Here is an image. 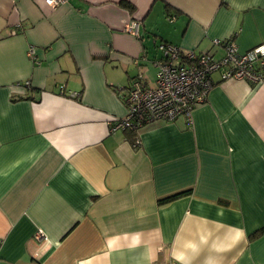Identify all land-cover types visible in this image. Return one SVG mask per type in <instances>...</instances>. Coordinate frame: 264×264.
<instances>
[{
	"label": "crops",
	"instance_id": "1",
	"mask_svg": "<svg viewBox=\"0 0 264 264\" xmlns=\"http://www.w3.org/2000/svg\"><path fill=\"white\" fill-rule=\"evenodd\" d=\"M216 39L264 44V0H0V264H264V82L110 129L159 43Z\"/></svg>",
	"mask_w": 264,
	"mask_h": 264
},
{
	"label": "built area",
	"instance_id": "2",
	"mask_svg": "<svg viewBox=\"0 0 264 264\" xmlns=\"http://www.w3.org/2000/svg\"><path fill=\"white\" fill-rule=\"evenodd\" d=\"M68 0H45L49 6L65 4ZM170 21L173 17L169 18ZM139 22L131 20L124 30L139 35ZM221 47V53L204 51H183L168 42L158 44L161 56L154 61L156 76L153 86L145 85L140 78H133L123 99L126 114L112 123L111 130L140 129L156 121H173L178 117L189 120L191 112L204 103L209 90L214 85L212 76L219 80H245L252 85L264 82V44L254 46L244 52L239 51L232 39L214 40ZM34 48H28L33 57ZM19 85V84H18ZM29 86V82H23ZM78 97L77 92L70 93ZM138 143V141H136ZM41 236V232L37 233Z\"/></svg>",
	"mask_w": 264,
	"mask_h": 264
},
{
	"label": "rangeland",
	"instance_id": "3",
	"mask_svg": "<svg viewBox=\"0 0 264 264\" xmlns=\"http://www.w3.org/2000/svg\"><path fill=\"white\" fill-rule=\"evenodd\" d=\"M143 73H144L145 75H147V77H148V79H149L148 82L151 83L152 79H153L154 76H155V71H154V69L152 68V66H150L149 63H147V64H146V67H144V71H143Z\"/></svg>",
	"mask_w": 264,
	"mask_h": 264
},
{
	"label": "trees",
	"instance_id": "4",
	"mask_svg": "<svg viewBox=\"0 0 264 264\" xmlns=\"http://www.w3.org/2000/svg\"><path fill=\"white\" fill-rule=\"evenodd\" d=\"M123 5L129 7V9L131 10V6H130L129 4H125V3H123ZM133 131L136 132L135 130H133ZM184 192H185V191L171 194V195H169V196H167V197L161 199V200H160V203H166V202H168V201H170V200H173V199H175L176 197H178L180 194H182V193H184Z\"/></svg>",
	"mask_w": 264,
	"mask_h": 264
}]
</instances>
